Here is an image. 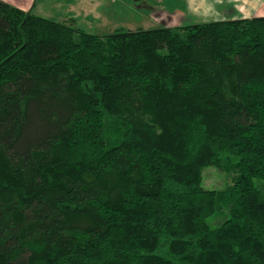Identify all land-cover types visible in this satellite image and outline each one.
<instances>
[{
	"label": "trees",
	"instance_id": "trees-1",
	"mask_svg": "<svg viewBox=\"0 0 264 264\" xmlns=\"http://www.w3.org/2000/svg\"><path fill=\"white\" fill-rule=\"evenodd\" d=\"M0 264H264V17L101 36L0 0Z\"/></svg>",
	"mask_w": 264,
	"mask_h": 264
},
{
	"label": "crops",
	"instance_id": "crops-1",
	"mask_svg": "<svg viewBox=\"0 0 264 264\" xmlns=\"http://www.w3.org/2000/svg\"><path fill=\"white\" fill-rule=\"evenodd\" d=\"M50 1L51 6L63 9L65 18H83L88 26L94 24L97 27L118 24L116 18H124L127 10L133 11L130 13L132 16L134 12L142 13L149 20L145 23L146 26L169 28L170 24L192 25L264 17V0H151L155 4L147 5L150 7L137 5L150 0H63V3L59 0ZM169 3L172 6L174 3L176 8L171 14L164 11ZM43 12L41 8L37 11L40 15ZM130 14L126 17L133 18Z\"/></svg>",
	"mask_w": 264,
	"mask_h": 264
},
{
	"label": "rangeland",
	"instance_id": "rangeland-1",
	"mask_svg": "<svg viewBox=\"0 0 264 264\" xmlns=\"http://www.w3.org/2000/svg\"><path fill=\"white\" fill-rule=\"evenodd\" d=\"M12 7L18 8L23 10L24 12H28L32 15L39 16L54 22H61L65 24H71L74 28L82 30L89 34H96V35H108L116 31H126V30H137V29H154L163 26H146L145 23H148L149 20L146 19L142 13L134 12L135 14L132 16L130 13L133 11L127 10L124 12L125 17L116 18L118 24H109L107 26H95L94 24L88 26L83 18L75 19V18H65L63 9H56V6H51L52 2L50 0H1ZM63 3V0H59ZM128 2V1H127ZM125 1V3H127ZM147 2V1H145ZM153 1H149L147 3H138L137 5H144L146 7H150L147 5L154 6ZM175 4L169 3L166 10H164L167 14L173 13L176 8H174ZM29 7V8H27ZM41 8L43 13L41 15L37 13L38 9ZM28 9V10H27ZM76 13H79L78 10H75ZM144 11V10H143ZM131 15L133 18H127V15ZM81 17V16H80ZM123 24H121V23ZM189 24H170V28L181 27ZM234 178L233 173H227L219 171L215 167H207L203 170L202 173V185L204 188L208 190H216V191H224L227 187L232 185ZM220 220H216L215 218L209 219L210 226L214 227Z\"/></svg>",
	"mask_w": 264,
	"mask_h": 264
}]
</instances>
